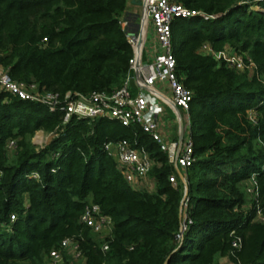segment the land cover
Returning a JSON list of instances; mask_svg holds the SVG:
<instances>
[{"label":"trees","instance_id":"trees-1","mask_svg":"<svg viewBox=\"0 0 264 264\" xmlns=\"http://www.w3.org/2000/svg\"><path fill=\"white\" fill-rule=\"evenodd\" d=\"M171 1L209 15L171 23L175 73L191 92L194 160L181 170L185 182L178 173L169 180L175 169L138 124L108 116L63 123L60 108L0 92V264H48L64 238L81 252L67 253L64 264H219L224 257L264 264V219L253 220L257 210L264 217V0ZM126 4L0 0V64L39 91L109 93L130 73L133 49L120 24ZM206 43L249 56L254 71L226 66L203 52ZM37 131L56 135L38 146ZM121 139L145 146L153 191L130 185L104 149ZM252 173L254 199L245 192ZM88 202L111 218L109 235L81 222ZM234 235L241 237L235 256Z\"/></svg>","mask_w":264,"mask_h":264},{"label":"built area","instance_id":"built-area-1","mask_svg":"<svg viewBox=\"0 0 264 264\" xmlns=\"http://www.w3.org/2000/svg\"><path fill=\"white\" fill-rule=\"evenodd\" d=\"M139 1L142 11L138 19L137 29L128 28L127 21L120 20L122 28L126 29L127 39L132 46L133 55L130 59V73L118 88L109 93L85 94L68 91L64 95H59L54 92H43L39 91L35 84L26 85L12 79L0 64V92H7L23 100L39 102L46 105L50 111L60 108L64 112L63 123H67L73 116L90 119L108 116L118 120L123 125L138 124L142 131L167 155L168 162L175 169V172L169 176V180L176 183L177 170L181 171L189 166L194 157L192 139L188 131V108L191 92L182 85L175 73L171 23L177 17L201 16L207 19L209 15L191 11L184 5L171 0ZM148 30H151L155 36L156 47L152 55L144 59L143 48ZM202 49L204 53L224 62L230 68L250 72L255 69V64L249 56L237 53L228 47L216 51L206 43L202 46ZM130 77L133 78L134 86L129 83ZM160 83L167 86L169 94L162 90ZM162 104L173 109L178 118H180L178 111L181 112L184 120V133L181 140H168L163 136L161 132ZM248 113L253 121L254 111L249 109ZM179 122L178 119L177 123L179 124ZM47 135L50 138L56 134L50 133ZM6 146L10 151L13 150L15 141L8 140ZM104 149L115 159L123 177L134 188H136L135 185L138 182L148 176L153 161L144 145L121 139L105 143ZM32 176L37 177V173L33 172ZM180 178L182 182H185L184 175ZM245 183L247 195L252 199L256 198L259 192L254 173L248 177ZM14 218L15 216L11 214L10 220L13 221ZM263 219L264 217L257 210L253 220ZM80 220L98 234H110L111 218L104 215L100 206L96 203L88 202L85 205ZM230 233L234 234V230ZM231 245V253L235 256V251L241 246V237L234 235ZM107 248V244L103 245L104 250ZM67 253L75 258L81 256L79 244L76 240L64 238L58 246L51 248L48 253V264H64ZM230 264L241 263L236 260Z\"/></svg>","mask_w":264,"mask_h":264},{"label":"crops","instance_id":"crops-1","mask_svg":"<svg viewBox=\"0 0 264 264\" xmlns=\"http://www.w3.org/2000/svg\"><path fill=\"white\" fill-rule=\"evenodd\" d=\"M141 11H142V7H141V3L139 0H127L126 10H125L124 14L122 15L121 20L127 21L128 28L137 29V23H138V19H139V16L141 14ZM150 31L151 30H148L146 33L147 37H146L145 45L143 48V58L144 59L149 58L152 55V53L154 52L155 47H156L155 36H154L152 31H151L152 36L149 37V39H148V33ZM147 42H148V44H147ZM160 84H161L160 86H161L162 90L166 94H169V89L167 88V86L164 83H160ZM169 109H171L169 106L162 104V129H161V132L166 139L168 138L167 136L169 134V130L167 128H165L164 125L166 123V119L169 117L168 116V113L170 111ZM170 120L173 121V119H170ZM174 133H175L174 135H176L175 139H178L179 135H180V126L177 122H176V126L174 129ZM147 178H150L152 181H150V183H149ZM135 186L137 189H144V190L149 191V190L155 189V181L151 177H149V175H148L145 179L138 182Z\"/></svg>","mask_w":264,"mask_h":264},{"label":"rangeland","instance_id":"rangeland-1","mask_svg":"<svg viewBox=\"0 0 264 264\" xmlns=\"http://www.w3.org/2000/svg\"><path fill=\"white\" fill-rule=\"evenodd\" d=\"M152 36V33H151V31L148 33V39H149V37H151ZM147 44H148V42H147ZM170 111H169V113H168V118L166 119V123H165V125H164V127L165 128H167L168 130H169V134H168V140H174L175 139V137H176V135H174L175 133H174V129H175V126H176V122H178V119H179V121L181 120L182 122L184 121L183 120V117H182V114H181V112L180 111H178V113H179V116H180V118H178V115L175 113V111L173 110V109H169ZM170 119H173V121H171ZM175 125V126H174ZM184 125V124H183ZM171 131V132H170ZM48 137V138H47ZM49 140V136L47 135V134H45V133H43V132H41V131H37L36 133H35V135H34V137H33V142L36 144V145H38V146H40V145H43V144H45L47 141ZM13 152L11 151L10 152V154H12ZM148 179V182L150 183V181H152L150 178H147ZM146 179V180H147ZM147 182V183H148ZM154 189H152V190H149V191H153ZM250 197L248 196L247 197V199H249ZM251 199V198H250ZM242 207H247V205L246 204H244ZM66 256H67V254H66ZM65 260H66V257H65ZM220 260V262H219V264H228V260H227V258L226 257H224V258H220L219 259Z\"/></svg>","mask_w":264,"mask_h":264},{"label":"water","instance_id":"water-1","mask_svg":"<svg viewBox=\"0 0 264 264\" xmlns=\"http://www.w3.org/2000/svg\"><path fill=\"white\" fill-rule=\"evenodd\" d=\"M129 83H130V85L134 86V82H133V78L132 77L129 78ZM179 124H180V135H179L178 140H181L182 139V135L184 133V125H183V122L181 120H180ZM177 172H178L179 176L182 177V173H181V171L179 169L177 170ZM186 192L187 191L185 189L183 198H185Z\"/></svg>","mask_w":264,"mask_h":264}]
</instances>
